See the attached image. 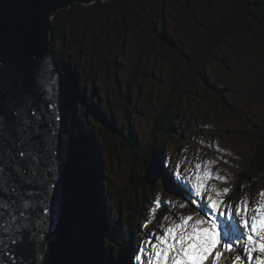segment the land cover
<instances>
[{"label": "trees", "instance_id": "obj_1", "mask_svg": "<svg viewBox=\"0 0 264 264\" xmlns=\"http://www.w3.org/2000/svg\"><path fill=\"white\" fill-rule=\"evenodd\" d=\"M117 1L125 6L128 14L124 10H121L119 15H115L114 11L117 6ZM191 1L196 5L187 2L183 3L182 6L183 9L186 10L187 8L188 10L186 11L187 17L197 20L196 22L200 25L202 24L203 27H205V25L207 26V29L205 28L206 32L203 33L205 38L202 42L203 47H198L197 52H194L195 55H192L182 49L171 35H169L168 31L166 32L167 36L164 35L163 38L159 39V44L162 48L175 54L181 61H185V64L183 73L181 74L182 84L178 88L170 89L168 95L164 97L165 111L172 113V115L166 117L165 113L162 112L164 109L157 110L156 120L151 119L152 124L154 121L155 124H149L148 127H146V125L142 127L138 124L144 118L140 116L141 112L138 109V98H136L134 94L133 96H124L122 93V71L120 62L119 60L117 61V58L114 61L111 75L115 79L114 86L117 89V103L120 104V109L124 116L123 122L120 121L118 114L115 116L112 112L113 106L111 100L108 103H104L107 109H101L99 101H102V99L100 98L98 84L95 79L101 69L104 68L106 71L107 67V65L102 64L103 61L100 60V52L102 50L105 51L104 45H102V39L107 40L110 37L106 31L109 22L112 23L114 20L115 25L118 29L123 31L124 35L130 32V28L133 30L144 29L143 26L146 24L151 27L150 24L152 23H150V21L156 20L158 23H163V21L166 22L164 18L165 9L168 13L170 0L98 1L101 5H83L82 3H76L70 9L59 11L57 17L52 21V49L55 51V55L63 70L66 97V85L69 82L74 85L73 99L75 102L71 109L66 106V124L61 140L62 159L63 161L67 160L69 164H71L77 153H79L82 164L79 166L76 178L75 206L71 201L64 205L59 236H57L48 247L46 264H59V261L62 259L61 245L67 233L66 227L69 226L70 221L74 217L79 226L86 231L89 236L92 244L93 257L97 264H132L131 259L135 258V252L140 254L138 248L143 245L144 242L142 234H145V236L149 238H153L149 233H145L146 228L141 227L142 222L147 218L144 205L146 198L137 197V201L134 204L133 197L130 193L123 191V193L120 194L121 188L119 190L120 196L119 201H117V206L129 203V208L126 212L128 220L121 221V219L118 218V222L112 221L114 219L109 217L108 210L104 206L105 187L102 180L104 178L103 164L105 159L103 147L105 149L106 146L110 147L108 153L110 155L111 167H109L107 182L109 181L108 191L112 199L115 194L110 175H112L114 161H119V156H121L123 150L135 153V159L141 162V169L145 175L138 183L139 186L143 185L147 188L149 184L150 194H152V190L158 185L169 191L170 186L163 178L164 170L165 172H169V169L174 170L173 168L176 167V155L180 151L181 146L176 142L174 143V141L177 138H179V141L184 140L182 138H184L187 131L186 122H183L179 117L181 111L176 112L174 108L180 107L182 110L185 107L184 101H191V99L186 96V90H193V92H195V88L207 90L206 94H208L209 100L218 102L215 98L216 92L213 93L211 90L213 89V85L211 82L209 84V78L206 75L207 69L215 65L213 59L217 58L220 53L228 50L230 46L234 45L233 47H237L240 43L243 49L246 48L248 39L255 35L253 34L254 31L260 37L256 35L257 39L261 40L264 46L263 0ZM224 4L230 7L231 5H235V7L238 8L240 7L243 12L250 15V23L240 24L238 22H230L229 15L232 14V12L226 9L221 10ZM100 9L103 14L99 13ZM156 11H158L157 15ZM100 15H104L103 20L99 19ZM89 19L91 21H89ZM97 19L99 20L97 21ZM93 22L101 25L103 31L100 29L99 32L105 35L103 38L101 36L97 37V35H99L98 32L90 34L89 31H80L83 26H89L91 28ZM160 26L162 28L163 25ZM76 28L77 30L75 31L74 29ZM63 29L66 30L67 36H69V33H72L75 37L74 41L77 43V48L72 50V53H68L69 57H66L60 49L61 45H63L60 41H64ZM123 41L120 42V45H124ZM89 45L100 48V51L96 50V52L92 53L90 47H88ZM111 51L112 47L108 43L104 58L107 64L112 60ZM70 54H72L73 60H71ZM66 60H68V62ZM81 67H83V70L85 69L90 73V77L87 79H85L84 76L81 77L83 72ZM139 68L140 65L135 63L134 71L131 75V80H134L135 84L144 83L146 81L144 76L138 77L137 72ZM107 74L109 75L108 72ZM196 82H199L201 87L195 85ZM206 84H208V86ZM104 86L106 88V84H104ZM181 86H185V91L182 95L179 93L180 90H178ZM137 91H141V85L137 87ZM173 92L179 93V95L173 94ZM211 96H213L212 99ZM219 96V100L227 110L230 106V102L227 101L224 95L221 96V94H219ZM174 104H176L175 107ZM200 112L202 113V111ZM193 115H199V111L193 110ZM173 120H176V123ZM203 123L204 120L201 115H199L198 119L193 123V126L197 128L196 133L201 137L204 132L199 127ZM203 136L205 138V135ZM251 136L256 143L252 146V157L245 170L248 178L257 177L260 169L264 166L261 165V163L264 162V125L256 127ZM139 145L140 148H138ZM144 145L151 148L148 154H141V149ZM171 145L176 153L167 152L166 154H162V157L166 156L168 158L167 162H169V165H167L168 168L161 165L163 168L161 169L163 172L162 174L159 167L156 166V161L159 160L158 153L160 150L166 149ZM182 168L183 167L180 165V169ZM171 175L173 174L171 173ZM165 177H169L171 181L175 179L173 176ZM98 179L100 185L96 187L93 182ZM134 182H136V180L131 178L130 183L132 186H134ZM239 183H241V181H239ZM176 186L178 188L176 192L173 190V195L179 202L183 203L188 193L178 184H176ZM238 191L239 186H235L229 197L236 195ZM85 202L88 203L91 209L90 212L88 206L83 208L82 205V207H80L81 203L83 204ZM112 205L114 207L113 203ZM164 208H166V206ZM162 211L163 209L159 208L156 215L157 218L161 217ZM175 212H177V209ZM183 212L182 210L178 211V213ZM125 225L127 227H125ZM89 227H93V230H90ZM150 228L152 227H149V229ZM140 232H142V234H140ZM135 234L137 236L136 238ZM59 240H61V243H59Z\"/></svg>", "mask_w": 264, "mask_h": 264}, {"label": "rangeland", "instance_id": "obj_2", "mask_svg": "<svg viewBox=\"0 0 264 264\" xmlns=\"http://www.w3.org/2000/svg\"><path fill=\"white\" fill-rule=\"evenodd\" d=\"M187 2L196 5L191 0H170L168 13L165 9L164 18L166 22L163 21V23H158L156 20L150 21V23H152L150 24L151 27L146 24L143 26L144 29L133 30L130 28V32H127L125 35L121 29L117 28L114 20L112 23L109 22L106 31L110 37L107 40L102 39V45H104L105 51L102 50L100 52V60H102V64L107 65V67L106 71L102 68L95 79L98 84L100 98L102 99V101H99L102 110L107 109L104 103H108L111 100L113 106L112 112L115 116L118 114L121 122L124 121L120 104L117 103V89L114 86L115 79L111 75L114 61L117 58V61L119 60L120 62L122 71L121 81L123 83V95L133 96L134 94V96L138 98V109L141 112L140 116L144 117L138 124L142 127L143 125H146V127H148L149 124L154 125L155 121L152 124L151 119L156 118L157 110L164 109L162 112L165 113L166 117L172 115V113L165 111L164 97L168 95L170 89L178 88L182 84L181 74L183 73L185 61H181L175 54L162 48L159 44V39L163 38L164 35L167 36L166 32L168 31L169 35H171L182 49L195 55L194 52H197L198 47H203L202 42L205 40L203 33L206 32L205 28L207 29L206 25L203 27L202 24L200 25L196 22L197 20L187 17L186 11L188 10L187 8L186 10L183 9L182 6L183 3ZM90 4L100 3L94 1L92 3L90 2ZM226 4L222 5L221 10L226 9L232 12V14L229 15L230 22H238L240 24L250 23V15L248 13L243 12L240 7L239 9L235 7V5H231L230 7ZM63 10L64 9L60 11ZM121 10H124L128 14L125 6L117 1V6L114 11L115 15H119ZM99 13L103 14L101 9ZM157 14L158 11H156V15ZM103 18L104 15H100L99 19L103 20ZM99 19H97V21ZM89 21L91 20L89 19ZM160 25H163L162 28ZM100 29L103 31L99 23L96 24L93 22L91 28L89 26H83L80 31H89L90 34L98 32L99 35H97V37L101 36L103 38L105 35L100 34ZM74 30L76 31L77 28ZM63 33L64 41H60L63 43L60 49L66 57H69L68 53H72V50L77 48V43H75V37L72 33H69V36H67V32L64 29ZM253 34L255 35L248 39L246 48L243 49L240 43L238 46L236 45L237 47H233L234 45L230 46L228 50L220 53L217 58L213 59L215 64L214 67L207 69L206 75L209 78V84L210 82L214 84V90L212 91L213 93L216 91L215 98L218 102L209 100V96L206 94L207 90L195 88V92H193V90H186V96H188L191 101H184L185 107L182 110L180 107L174 108L176 112L181 111L179 117L183 122H186L187 126L186 134L184 138H182L184 140L179 141V138H177L174 141V143L176 142L181 146L175 160L176 165L179 164L183 167L182 169L179 168L181 174L191 177L193 183L196 181V176L198 174L203 176L204 172H211L213 177L219 175L220 177L226 178V181L217 180L215 178L205 181L206 190L202 195V200L204 203H207L208 196H211L212 199L220 201L218 210L214 213L217 220H219V218L222 220L220 212H223L225 213L224 217H235L239 222L241 216L236 215V210H239L243 214L245 211V202H247L246 214L249 218L255 214V209L258 205L264 204V197L260 195V193L264 191V166L260 169L257 177L248 178L245 171L252 157V146L256 143V141L252 139L251 134L255 131L256 127L264 125V46L261 40L257 39L256 35L258 36V34L255 33V31ZM122 41L124 45H120ZM108 43L112 47V60L107 64L104 58ZM89 46L92 53L96 52V50L100 51V48H96L92 45ZM66 61L68 62V60ZM135 63L140 65L137 74L138 77H145L146 81L144 83L135 84V81L131 80ZM81 68L83 71L81 77L84 76L85 79L90 77V73L85 69L83 70V67ZM104 84H106V88ZM140 85L141 91H137V87ZM195 85L201 87L199 82H196ZM206 85L208 86V84ZM178 90H180L179 93L182 95L185 91V86H181ZM179 93L173 92V94L176 95H179ZM219 94H221V96H227L226 99L230 102V106L227 110L219 100ZM212 97L213 96H211V99ZM175 105L176 104H174V107ZM193 110H198L199 115L203 116L204 123L201 126L205 127L209 125L207 129L201 126L199 127L202 131H206L205 138L196 133L197 128L193 126V123L198 119L199 115L194 116ZM200 111H202V113ZM173 121L176 123V120ZM172 145L166 149L160 150L158 153L160 157H158V159L160 161H156V166L159 167L162 174L163 172L161 169L163 168L161 165H164L166 168H168L167 165H169V162L162 157V154H166L167 152L176 153ZM109 148L108 146H106V149L103 147L105 160L103 164L104 178L102 183L105 187L104 206L108 210L109 217L114 219L112 221L118 222V218L121 219V221L127 219L126 212L129 208V203L117 206V201H119V196L123 191L132 195L134 204L137 201V197L146 198L144 205L147 218L142 222L141 227L146 228L145 233H149L150 235L152 233L162 235L163 231L173 222L180 223V217L192 216L193 220L198 218L196 206L189 203L187 199H184L185 202L181 203L173 195L174 191L176 192L178 188L175 179L173 180L172 178L173 181H171L169 177H165H174V174L171 175V171H176V167L173 168L174 170L169 169V172H165L164 170L163 178L168 182L170 190L167 191L160 185H156L157 187H155L152 190V194H150L149 184L147 188L143 185H138L145 173L141 169V162L135 159L136 154L128 150H123L121 156H119V161H114L113 163V176L110 175V178L112 179L115 196L112 199L108 191L109 181L107 182L109 167H111L110 155L108 153ZM138 148H140V145ZM150 149V147L144 145L141 149V154H148ZM162 161L164 162L163 164L161 163ZM197 163L202 165L200 170L195 169ZM261 165H264V162L261 163ZM131 178L136 180L134 186L130 183ZM239 181H241V183H239ZM93 184L98 187L100 185L99 179L94 181ZM235 186H239V191L236 195L229 197ZM121 188L122 190L119 194ZM225 188L230 189L229 193L226 195L223 194ZM218 192L221 193V195L217 196ZM157 197L162 201L159 208L163 209L161 217L159 218L156 217L159 208L154 215L151 213V209L155 207ZM82 205L83 208H85V206L89 208L87 202L81 203L80 207H82ZM181 205H184V207H181ZM165 206L166 208H164ZM176 209L177 212H175ZM62 210L60 215V226ZM179 210L184 212L178 213ZM90 211L91 209L89 208V212ZM199 215H204L205 219H210L213 213L209 209L207 215L202 212ZM149 220H151V222L145 227L146 221ZM112 221L110 220L111 223ZM68 227H66V231ZM125 227L127 226L125 225ZM149 227L152 228L149 229ZM239 228L241 231H244L242 224H239ZM89 229L93 230V227H89ZM140 234H142V232H140ZM230 234L233 236V247H236L237 251L228 252V254L223 252L219 264H233L235 255L239 254L240 245L235 243V237L238 233H232L230 230ZM57 236H59V232ZM136 237L135 234V238ZM142 238L144 242L151 239L152 242L155 243L154 236L153 238H149L145 236V234H142ZM221 240L223 243L222 232ZM244 240H246V236L242 238L241 244H243ZM144 242L143 245L138 248V251L141 247L146 246ZM59 243H61V240H59ZM256 255H259V253H254V258ZM131 262L133 264L132 259Z\"/></svg>", "mask_w": 264, "mask_h": 264}, {"label": "snow or ice", "instance_id": "obj_3", "mask_svg": "<svg viewBox=\"0 0 264 264\" xmlns=\"http://www.w3.org/2000/svg\"><path fill=\"white\" fill-rule=\"evenodd\" d=\"M66 89L67 107L71 109L75 102L74 85L69 82ZM57 90L58 81L47 59L38 62L34 69L15 75L0 67V217L7 216V220L0 221V227H4L5 232L15 229L17 235L12 237L15 244H23L29 236H36L40 240L38 260L43 258L48 244L45 236L50 232L53 216L57 215L53 205L59 201L63 208L71 201L75 206L76 178L82 164L79 153L71 164L62 161L59 155L64 119ZM179 168L177 164L175 181L189 194L186 199L197 207L198 218L180 217L181 222H173L162 235L152 233L155 243L146 240V246L135 256L139 264H219L223 252L237 251L233 247L229 222L218 221L214 215L220 201L211 196L207 203L202 200L206 180L226 181V178L204 172L203 176L198 174L193 183L192 178L182 175ZM201 168V164L195 165L196 170ZM229 191L225 188L223 194ZM260 195L264 197V191ZM161 204L157 197L155 207L151 209L153 215ZM209 209L213 213L210 219L199 215L201 212L207 215ZM246 213L247 202L243 214L236 210L241 220L230 221L231 232L238 233L235 243L240 245L233 264H264V204L258 205L250 218ZM220 216L224 213L220 212ZM150 222L146 221L144 226ZM239 224L243 225L244 231L240 230ZM33 228L36 230L32 231ZM245 236L246 240L241 244ZM254 253L259 255L254 258ZM61 256L59 264H97L89 236L75 217L63 239Z\"/></svg>", "mask_w": 264, "mask_h": 264}, {"label": "water", "instance_id": "obj_4", "mask_svg": "<svg viewBox=\"0 0 264 264\" xmlns=\"http://www.w3.org/2000/svg\"><path fill=\"white\" fill-rule=\"evenodd\" d=\"M73 1L89 5L90 2L104 0H0V67L15 75L30 71L38 62L47 59L58 81L57 96L62 116V82L50 49L49 17L54 15L56 9L69 7ZM59 155L61 157L60 152ZM53 208L57 215L53 216L50 232L45 236L48 242L56 237L61 215L60 202L54 204ZM4 220H7V216L0 217V221ZM16 235L14 228L5 232L4 227H0V264H43V258L37 259L40 240L36 236H29L25 243L15 244L12 237Z\"/></svg>", "mask_w": 264, "mask_h": 264}, {"label": "bare ground", "instance_id": "obj_5", "mask_svg": "<svg viewBox=\"0 0 264 264\" xmlns=\"http://www.w3.org/2000/svg\"><path fill=\"white\" fill-rule=\"evenodd\" d=\"M74 4H76L75 3V1H73L72 3H71V5L69 6V7H59L58 9H56L55 10V13H54V15L52 16V17H49V26H50V37H49V42H50V49H51V52H52V55H53V57H54V59H55V62H56V64H57V66H58V69H59V71H60V76H61V82H62V96H63V119H64V124H63V128H62V130H61V132H60V154H61V140H62V137H63V130H64V127H65V124H66V115H67V110H66V96H65V80H64V76H63V70H62V68H61V66H60V62H59V60H58V58L56 57V55H55V51L52 49V45H53V42H52V39H53V27H52V21L57 17V13L60 11V10H62V9H64V10H67V9H70ZM84 5V4H83ZM90 5V4H89ZM88 47H90V46H88ZM141 52V51H140ZM139 52V53H140ZM72 54H70V57H71V60H73V58H72V56H71ZM153 68V67H152ZM135 83V82H134ZM213 85V87H214V84H212ZM217 87V86H216ZM211 90H214V89H211ZM216 92V91H215ZM227 97V96H226ZM229 97V96H228ZM104 98V97H103ZM61 160H62V157H61ZM167 164V163H166ZM171 173L172 174H174V172L173 171H171ZM61 210H62V208H61ZM225 212V211H224ZM233 213V212H232ZM224 215H225V213H224ZM222 220H225V221H228L229 222V230H231V223H230V221H232V220H235V221H237L238 222V220H236V218L235 217H228V218H226V217H224V216H222V218H221ZM229 219H231V220H229ZM218 221H220V218H219V220ZM58 232H60V216H59V221H58V229H57V232H56V234H55V238L54 239H52L51 241H49L48 242V244L46 245V249H45V251H44V253H43V264H46V261H47V251H48V247H49V245L57 238V234H58ZM222 235H223V232H222ZM231 235V234H230ZM232 236V235H231ZM232 239H233V236H232ZM234 248H236V247H234ZM237 249V248H236ZM226 254H228V252H225ZM138 253H136L135 252V255H137ZM144 255V254H143ZM133 260V264H138V262L135 260V258L134 259H132Z\"/></svg>", "mask_w": 264, "mask_h": 264}, {"label": "clouds", "instance_id": "obj_6", "mask_svg": "<svg viewBox=\"0 0 264 264\" xmlns=\"http://www.w3.org/2000/svg\"><path fill=\"white\" fill-rule=\"evenodd\" d=\"M209 126V125H208Z\"/></svg>", "mask_w": 264, "mask_h": 264}]
</instances>
